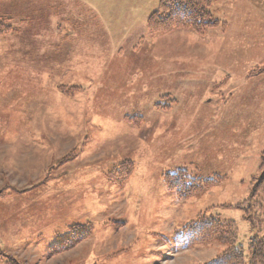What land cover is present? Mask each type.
I'll return each instance as SVG.
<instances>
[{
    "label": "rangeland",
    "instance_id": "374dc122",
    "mask_svg": "<svg viewBox=\"0 0 264 264\" xmlns=\"http://www.w3.org/2000/svg\"><path fill=\"white\" fill-rule=\"evenodd\" d=\"M83 1L86 10H93L85 15L89 29L86 28L85 38L80 37L82 33L72 36L69 32L70 44H74L71 49L83 53L90 64L89 73L97 76V71L104 68L112 73L116 60L124 63L114 49L118 48L114 38L123 34L119 39L123 44L122 55L128 50V64L133 55L138 61L128 65V89L118 90L114 79L105 84L103 80L98 84L99 79L95 84L81 83L82 73L78 69L81 60L74 62L71 58L67 63L73 65L77 73L65 75L64 79L60 66L50 68V60L45 61L44 54L45 41H50L52 34L44 28L43 22L46 25L50 17L55 20L58 17L51 14L43 17V22L33 29H22L23 24L13 19V0H0V20L8 19L6 25L12 29L0 35V133L6 134L0 140V194H3L0 199L14 193L32 192L48 181L70 183L63 198L48 195L31 208L30 218L31 221L35 218L36 225L31 226V230L36 232L35 237H42L20 239L38 240L41 247L18 246L13 243L19 238L0 237V264H10L11 259L17 264H195L209 261L225 247L208 244L174 252L164 243L176 229L195 221L202 213L234 221L237 245L246 248L255 232L235 206L244 203L250 196L253 179L264 173V73L257 74L264 67V0H211L209 13L219 26L194 33L209 38L208 32H213L215 41L221 38V43L213 48L220 49L221 53L197 64L198 70H206L192 76L196 79L188 76L192 78L188 89L167 83L163 87L136 88L138 76L143 75L141 67L154 71L158 63L148 54H139L142 46L139 55L133 47L145 34L146 20L156 10L159 0H146L142 13L133 14V22L143 19L141 27L135 30L128 27L133 24L128 23V18L111 22L104 13L98 12L96 5L101 0ZM150 9L153 11L145 16ZM72 10L70 6L69 11ZM44 12L45 9H38L36 15ZM96 22L102 29L99 30L100 43L92 30ZM115 25L120 27L115 29L118 33L113 34V38L109 36L107 41L105 34ZM172 34L161 41L166 47L165 55L173 53L179 45L177 52H185L189 47L187 37L182 33ZM146 40L145 34L144 44L148 48ZM198 52L199 58L210 55V50ZM19 55L21 61L17 60ZM60 55L61 52L59 58ZM29 56L33 61L28 60ZM47 57L50 59L49 54ZM97 59L104 63L102 69L98 68ZM171 67L172 61L166 57L165 68ZM223 73L228 75L229 83L222 79ZM106 78L109 79L108 74ZM46 80L53 83V92L45 86ZM200 102L208 106L217 104L219 109L214 111L219 114L223 109L216 119H221V123H203L194 113L191 114L196 119L194 124L173 126L174 136L172 130L166 131L165 138L155 141L157 128H162V124L152 120L155 114L165 113L164 117L171 119L190 118L185 105L194 107ZM124 113L127 116L122 123L120 115ZM29 118L31 123L26 124ZM235 119L238 120L233 121ZM128 125L137 129L136 136L128 135ZM162 132L159 130L157 134ZM174 137L179 147L177 143L171 144ZM75 150L78 152L75 159L59 163ZM124 161L133 164L129 178L121 185L109 181L107 173ZM44 170L46 177L41 180ZM177 170H185L191 178L217 176L221 181L208 191L179 198L162 181L164 174ZM67 173H70L68 178ZM104 182L109 190L104 189ZM81 198L83 201L79 200ZM81 208L84 209L77 216L78 222L70 226L90 224L91 236L69 251L49 256L48 248L56 240L50 242V235L76 221L75 211ZM261 228L258 235L264 236V224Z\"/></svg>",
    "mask_w": 264,
    "mask_h": 264
},
{
    "label": "crops",
    "instance_id": "0c3cea01",
    "mask_svg": "<svg viewBox=\"0 0 264 264\" xmlns=\"http://www.w3.org/2000/svg\"><path fill=\"white\" fill-rule=\"evenodd\" d=\"M42 1H45L42 3ZM79 0H13L12 2V12H13V19L14 21L23 24L22 29H33L37 23H42L43 22V17L46 18V16L50 17L51 14H54L56 17H58L57 20H55L53 17L48 19L46 22V25L43 22L44 28L46 30L51 31V40L50 41H45L44 49L45 50V61L50 60V68H53L55 66H60L61 72H62V77L66 79L65 75H70L73 76L74 73H77L76 70H74L73 65L71 66L70 64L68 65L67 61L71 58L74 62L80 61L78 64L82 76H81V83H84L85 85H90V84H95L96 81L99 79L98 84L103 80V83L105 84L106 82H111L115 81L117 84L116 86L118 87V90L121 88L125 87L128 89V65L135 62L136 63V55H133L130 57V63L128 64V50H126V54L122 55L124 51H120L122 49L121 41L119 39L123 38V34L118 37L114 38V44L115 46H118V48H114L116 50V54L119 55L120 58L124 60L123 61H118L120 64L117 62L113 63L114 67V75L112 73H108L106 71V68H103L104 63L100 62L101 59L104 58V55L101 56V59H97L96 61H99L98 68L102 69L101 71H97V76L95 74H91L88 72V69L90 67V64L88 60L83 58V53H75L71 47L74 44L72 43V40L70 37L71 34L72 36L78 35L77 32L82 33L80 35L81 38H85L86 34V28L88 27V22H85V15L92 13L93 10L88 8L86 10L85 8V2L83 0H80L81 3L78 2ZM6 3V1H5ZM23 3L25 5H23ZM94 3V2H93ZM37 4V7H36ZM80 4V6H79ZM146 4V0H101L97 3L96 7L98 12H102L107 16L110 21L112 22V19H120L123 18L127 19L128 18V23H132L133 20L131 18L133 17V14L136 13H142L144 10V5ZM73 7L72 11H69V7ZM5 7V5H4ZM140 7V8H139ZM139 8V9H138ZM38 9H45V12L43 15L37 16L36 14L38 13ZM8 11L10 9L8 8ZM153 9H150L147 11L145 16H148ZM18 14V16L16 15ZM69 13L71 15L69 16ZM128 14V15H127ZM111 15V16H110ZM127 15V16H126ZM60 16V17H59ZM144 16V17H145ZM94 18V17H92ZM147 18V17H146ZM123 19V21H124ZM143 19H139L136 22H133V24L128 25L129 28H132V30L137 29V27H141ZM92 30L93 33L97 34V42L100 43L99 40H101V32L99 30H102L99 26V23L96 22L92 25ZM117 25L115 27H111L108 32H106V37L107 41L109 40V36L112 37L113 34L118 33L117 30L119 29ZM89 29V28H87ZM82 30V32H81ZM122 30V28H121ZM120 30V31H121ZM71 32V34L69 33ZM73 33L75 35H73ZM172 33H182L185 37H187V42H188V48H186L185 52L179 53L177 52V49L179 46H177L173 53L171 54H166L164 53V50H166V47H163V42L164 40H167L170 35H173ZM193 33V34H192ZM210 34L209 38H206L205 36H198L196 33L190 31V30H178V31H173L170 33H150L148 30H146L145 34L147 36L146 40V45H148V48H145L144 44V38L145 34L141 35L138 39V43L136 44L134 48V51L137 52V54L140 51V47L142 46L143 51L139 54L141 55H147L150 56L149 58L152 60L158 61L156 65V69L154 71L149 70V69H143L144 64H142L140 73L143 75L138 76V83L136 88H142V87H163L167 83L169 86L172 84V87L175 86L176 88L180 86H188L190 84V79L195 77L196 74L201 73L205 71L206 69L201 68L200 70L197 69V64L200 61L205 60L209 56H217L219 53H221V50L218 49L217 51L213 46L215 44L221 43L220 39L216 40V36H213V32H208ZM55 34V36H54ZM14 35V34H13ZM12 35V36H13ZM128 35L125 34V36ZM69 36V37H68ZM114 37V36H113ZM112 37V38H113ZM208 37V36H207ZM95 39V35L93 36ZM77 44V43H76ZM120 44V45H119ZM78 45V44H77ZM99 45V44H98ZM100 46V45H99ZM83 47V46H82ZM61 49V51H59ZM18 50L19 47H18ZM114 50V52H115ZM210 50V55L207 54L205 58H199V52L198 51H205L206 53ZM61 52L60 58H59V53ZM153 52V53H151ZM75 53V54H74ZM17 53H14V55ZM49 54V57L47 55ZM79 54V55H78ZM138 54V55H139ZM214 56V57H215ZM80 57V58H79ZM166 57L168 59H171L172 61V67L171 69L165 68V61ZM33 57L29 56V61H33ZM17 60L21 61L22 56L19 55ZM151 60V62H152ZM18 61V62H19ZM64 62H66V66L64 65ZM138 62V61H137ZM139 72V69L137 70V73ZM106 74H108V78H106ZM191 76L192 78L188 77ZM222 79L226 80L229 83L228 80V75L222 74ZM240 78H244V75H238ZM143 78V79H142ZM62 79V78H61ZM167 79V81H166ZM17 81V80H16ZM63 83V80L61 81ZM130 82V81H129ZM112 83V82H111ZM42 84V83H41ZM47 84V85H46ZM45 86L50 87V92H53V83L48 82L46 80ZM228 85V84H226ZM227 87V86H226ZM228 89V87H227ZM56 90V89H55ZM176 91V89H175ZM231 91V90H230ZM177 93V92H176ZM239 94V92H237ZM185 107L188 108L190 118H180V117H175L173 119L164 117L165 113L162 114H155L154 117H152V120L157 121L162 124V128L159 127L156 130V133L154 134V139L156 142L159 141L161 138H165V132L166 131H171L172 130V136L175 135L176 132L173 131V126H180L183 124L190 125L195 123V117H191V114H196L201 117V121L203 123L206 122V124L209 125H216L221 122H219L221 119L216 120L219 115H222L223 109L219 114L218 112H215L214 109H219L217 104L215 105H205L204 103L200 102L198 106L192 107L191 104H186ZM192 109V112H191ZM161 113V112H158ZM234 115V114H233ZM127 116L125 113L123 115H120V120L122 123H124V117ZM238 119H235L233 121H236ZM230 121V119H229ZM120 122V123H121ZM231 122V121H230ZM31 123L30 118L28 121L25 122ZM98 123V122H97ZM128 135L130 136H136L137 135V129L133 128L131 125H128ZM159 130H162V134H157ZM5 133H0V140H3L5 138ZM41 138H43L41 136ZM158 138V140H157ZM177 143V138H173V143ZM187 143V142H186ZM217 146L218 143L216 144ZM139 146V145H138ZM177 146L179 147V144L177 143ZM143 148V145H141ZM131 155V154H130ZM128 159H134L131 156H128ZM47 171L44 170L41 173V180H43L46 177ZM70 173H67L66 178L70 177ZM78 180V179H76ZM73 182L74 180H70ZM79 181V180H78ZM81 181H83V178H81ZM48 181L45 185L40 186V188H34L32 189V192L28 193H23V194H11L3 199H0V237H14V238H19V240L15 241L14 240V245L18 246H25V247H31V246H40V242L37 241H22L20 238H40L42 235H38V237H35L36 232L34 230H31V226L35 227V218L33 221H31L30 218V211L32 206L34 205L35 202H37L39 199H43L44 197L50 195L51 198H63L65 194L63 195V192H65L66 189L70 187L69 181L67 182H62L60 181H54L51 182ZM102 183L100 182L99 185ZM105 187L104 189H108L109 185H107L105 182L103 184ZM107 185V186H106ZM32 185L31 187H33ZM62 188V189H61ZM109 190V189H108ZM174 196V195H173ZM93 201L95 197H92ZM175 198V196H174ZM80 201H83V198L79 199ZM15 203V204H14ZM36 204V203H35ZM84 208H81L80 211L76 210V221H71L64 225L62 230H57L54 231L50 237L51 240L50 242H53L57 236L64 234L67 230L68 227L71 224L77 223L79 214H82ZM48 246V245H47ZM46 246V247H47ZM46 250V249H45ZM47 252V250H46Z\"/></svg>",
    "mask_w": 264,
    "mask_h": 264
},
{
    "label": "trees",
    "instance_id": "16d2710c",
    "mask_svg": "<svg viewBox=\"0 0 264 264\" xmlns=\"http://www.w3.org/2000/svg\"><path fill=\"white\" fill-rule=\"evenodd\" d=\"M210 4L211 0H159L156 10L146 20V28L152 33H170L174 30H190L199 33L217 27L219 23L213 20L209 13ZM7 21L9 22L8 19L0 20V35L12 31L6 25ZM261 73H264V67L257 71V74ZM77 154L75 150L59 163L72 161ZM132 171V162L124 161L116 169L107 173V179L121 185L129 178ZM253 180L250 196L244 203L235 206L242 211V218L255 232L246 248L237 245V226L234 221L221 220L204 213L198 215L195 221H190L176 229L164 243L174 252H183L208 244L225 247L213 259L195 264H264V236L258 235L264 224L261 220L264 218V173ZM162 181L165 187L175 192L179 198H188L212 189L221 180L217 176L208 179L191 178L185 170H177L174 173L164 174ZM1 196L3 194H0ZM91 234L90 224L72 225L65 235L56 238L54 244L48 248V255L55 256L69 251L88 239ZM10 264L17 263L11 259Z\"/></svg>",
    "mask_w": 264,
    "mask_h": 264
}]
</instances>
